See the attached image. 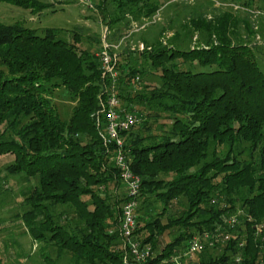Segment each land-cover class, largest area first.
I'll return each instance as SVG.
<instances>
[{
  "label": "trees",
  "instance_id": "trees-1",
  "mask_svg": "<svg viewBox=\"0 0 264 264\" xmlns=\"http://www.w3.org/2000/svg\"><path fill=\"white\" fill-rule=\"evenodd\" d=\"M107 2L129 6L133 20L161 4L102 0L96 8L107 13L108 26ZM249 23L242 21L241 36L233 14H198L182 25L196 35L195 46L178 47L174 37L116 54L117 97L139 118L120 138L141 181L134 235L152 246L145 264H175L177 256L179 264H264V231L256 233L264 228V72L246 42ZM81 38L0 22V121L10 134L0 153L14 154L12 174L37 180L23 193L31 209L22 214L35 239L49 235L44 239L58 242L70 264H122L121 208L129 197L112 160L116 145L104 141L101 113L111 84L96 56L101 39L82 48ZM51 86L72 105L65 118L46 91ZM203 233H211L212 245L181 258L190 238Z\"/></svg>",
  "mask_w": 264,
  "mask_h": 264
},
{
  "label": "rangeland",
  "instance_id": "rangeland-1",
  "mask_svg": "<svg viewBox=\"0 0 264 264\" xmlns=\"http://www.w3.org/2000/svg\"><path fill=\"white\" fill-rule=\"evenodd\" d=\"M37 1L45 6L30 9L0 0V22L22 24L37 32L45 28L80 32L84 41V44H80L82 48L91 47L88 44L96 40L97 35L102 42V35L105 34L106 42H122L115 49L116 54L135 50L139 44L151 45L155 41L164 44L174 37H177L174 43L178 47L195 46L196 35L188 36L182 28L186 20L198 14L213 16L223 12L231 13L238 21L241 36L245 34L242 21L250 22L252 32L246 42L249 46H254L253 56L264 72V0H254L246 8L242 0H161L158 9L151 16L138 20H133L125 13L129 6L107 2L106 10L112 11L108 22L110 26L102 21L103 15L106 17L107 13L98 12L96 8L101 5L102 0ZM64 37L67 39L69 35ZM3 72L8 73L7 70ZM46 88L59 116L67 117L65 115H68L72 105L65 100L63 89L57 90L53 86ZM13 120L15 118L11 117L7 123L13 125ZM9 135L5 123L0 121V142ZM14 162L16 160L12 152L0 153V264H70L66 251L60 249L58 242L54 245L51 241H46L45 239L50 238L47 234L45 239H35L34 233L23 223L22 214L31 209L30 204L25 202L23 193L29 191L37 180L25 178L20 172L12 174L10 171L14 170V165L9 166ZM122 191V188L118 189L119 193ZM55 207L59 210L62 206ZM168 239L169 237H165V240ZM163 246L164 244L161 247ZM148 247L152 252V246L148 244Z\"/></svg>",
  "mask_w": 264,
  "mask_h": 264
},
{
  "label": "built area",
  "instance_id": "built-area-1",
  "mask_svg": "<svg viewBox=\"0 0 264 264\" xmlns=\"http://www.w3.org/2000/svg\"><path fill=\"white\" fill-rule=\"evenodd\" d=\"M122 42L117 44L109 43L105 41V34L102 35L101 48L96 54L102 71V77L109 79L110 87L107 91L105 101L102 103L101 113L104 117V141L114 142L116 150L112 156L115 167L120 172V177L124 187L126 189L129 199L123 204L121 208V220L119 233L122 238V248L124 255L122 258V264H145L152 256V252L148 247V244L142 243L134 235L136 228V208H137V196L140 188V178L135 175L129 166V161L123 151L122 139L120 138V132L128 130L131 126L139 121L138 116L134 112L125 111L120 105L119 98L116 94L115 84L118 78L116 66V52L115 49L120 46ZM138 50H143L144 45L139 44ZM138 80V78H136ZM214 203V200L211 201ZM229 227L234 226L236 223V217L230 216L226 221ZM264 231V228L258 226L256 233ZM216 232V233H215ZM217 237V229L213 232ZM211 233H203L202 235H196L190 238L187 243V247L181 258L191 260L197 254H199L206 243L212 245ZM227 239V236L224 237ZM241 257H236L235 262L239 263ZM175 264H179V256L173 258Z\"/></svg>",
  "mask_w": 264,
  "mask_h": 264
}]
</instances>
